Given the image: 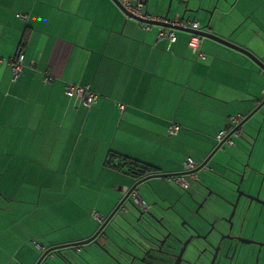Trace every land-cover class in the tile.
Here are the masks:
<instances>
[{"label":"crops","instance_id":"1","mask_svg":"<svg viewBox=\"0 0 264 264\" xmlns=\"http://www.w3.org/2000/svg\"><path fill=\"white\" fill-rule=\"evenodd\" d=\"M207 1V9L202 0L196 6L206 23L174 16L264 63V0ZM244 23L242 31L255 28L248 43L231 36ZM160 27L127 18L114 0H0V264H36L42 246L88 238L138 181L141 171L127 161L153 173H184L189 158L195 171L219 147L209 169L186 176V190L228 203L231 188H222L224 196L211 187L221 175L241 181L235 169L261 192L264 105L255 110L264 101V69L211 38L201 37L194 51L190 32L176 30L169 47L167 37L158 39ZM67 86L90 88L97 101L69 97ZM249 116L247 139L244 129L232 135L230 118ZM223 132L232 140H222ZM176 147L188 150L180 161L171 157ZM150 182L139 190L150 206L159 194L193 197L171 181Z\"/></svg>","mask_w":264,"mask_h":264},{"label":"flooded vegetation","instance_id":"2","mask_svg":"<svg viewBox=\"0 0 264 264\" xmlns=\"http://www.w3.org/2000/svg\"><path fill=\"white\" fill-rule=\"evenodd\" d=\"M144 177L146 176L137 180ZM150 181L144 184H151ZM144 184L138 187L139 198H141L139 190ZM220 185L222 182L218 181L211 187V192L218 190L217 192L223 194L224 191L220 189ZM258 190L259 187L249 186L247 183L244 185L238 179V182L231 186L230 192H233V196L226 195L229 198L228 203L213 195L199 196L190 200L187 196L175 198L159 195L158 200L150 206L148 211L140 210L139 213H136L134 209L129 211L126 218L133 223L134 228L127 227L126 235L133 237L132 243L119 239L115 233L112 236L118 242L116 245L112 241L101 238L99 227L108 221L110 214L107 217L102 216L97 228L86 238L93 236L89 245L84 250H80V255L83 257H75L70 248H64L61 252L52 254L53 257L48 259V262L59 264H264V236L262 235L264 227H261L260 222L264 220V204L262 203L264 202V186L261 192ZM186 199L188 202L185 201ZM211 206L219 209H212ZM120 209L122 210L121 207ZM120 209L118 211L122 213ZM149 211L155 213L169 229L165 231L160 228L162 230L158 239L145 242L136 229L139 233H145L141 226H146L145 219L149 218ZM120 233L125 234L123 231ZM96 240H99L101 244H96ZM137 240L142 243L138 244ZM117 246L122 249L126 247L124 253ZM104 251L107 254L115 253V251L119 253L113 254L114 258H109Z\"/></svg>","mask_w":264,"mask_h":264},{"label":"water","instance_id":"3","mask_svg":"<svg viewBox=\"0 0 264 264\" xmlns=\"http://www.w3.org/2000/svg\"><path fill=\"white\" fill-rule=\"evenodd\" d=\"M117 5L124 11L125 14H127V12L123 9V7L120 5V3L118 2V0H114ZM173 0H171L172 2ZM185 3L187 4L186 5V9L185 11L183 12V15L186 16L188 13H197L199 12V9H190L188 8V1H185ZM144 4L145 5H148V0H144ZM170 9H171V3L169 5V9H168V12L166 15H169L168 13L170 12ZM184 16H181V19L184 20ZM134 20L136 21H139V19H136L133 17ZM154 25L157 24V25H160L162 27H166V28H175V30H180V31H184V32H190L192 35H197L199 37H207V38H211L221 44H224L226 46H229V47H232V48H235V49H238L242 52H244L245 54H247L252 60H254L260 67H262L264 69V63L258 59L257 57H255L252 53L248 52L247 50H244L242 48H238L236 47L235 45L231 44L230 42H228L227 40L223 39V38H220L219 36L215 35V34H212V33H208V32H205V31H197V30H191L189 28H178V27H174V26H171V25H167V24H163L162 22H154L153 23ZM264 105V101L262 102V104L259 106V108H257L255 111L259 110L262 108V106ZM252 117V116H251ZM250 116L243 120V122L240 124V126L238 128H242L244 129L245 128V125L248 123L249 119L251 118ZM244 134L248 135L249 136V133L247 132V129H244ZM252 137V136H250ZM220 148L217 147L215 149V151L212 153L210 159L213 160L214 157L218 154ZM224 151V150H223ZM222 151V152H223ZM209 159V160H210ZM209 160L207 159L203 164H201L195 171L193 172H184V173H170V174H160V175H150V176H147V177H144L143 179L137 181L132 187L131 189L129 190L128 193H126L124 195V198L123 200L119 203V205L117 206V208L113 211V213L109 216L108 218V221L101 225L99 227V234H101V238L102 239H107L109 241H112L114 245L118 244V242L116 241V239L113 238L112 234H116L119 239L125 241V242H130L132 243L134 241L133 237H124L120 231H127V227H131V228H134V225L131 221H129L122 213H120V211H118V209H120V207L123 205V202H131L133 205H135V208H132V207H128L127 204H124V206L122 207V210L123 212H129L131 209H136L137 211H140L141 208L138 207L136 205V203L134 202V198H133V193L138 190V187L142 184H144L145 182H148L154 178H157V177H169V176H177L178 174H182V175H188V174H193L195 173L198 169H203V168H206V169H209L207 168L206 166L208 165L209 163ZM231 171H233V173L236 172L237 174V171L235 169H230ZM217 173V172H216ZM231 184H235L236 181L231 179L230 177H227L225 175H221V180L223 179ZM223 180V181H224ZM244 180V176L242 177L241 181ZM221 181V182H223ZM209 189V188H208ZM227 192V191H225ZM219 195V193H217ZM209 195H211V193H209ZM246 195V194H245ZM192 199H195L194 197H192ZM227 200H229L227 198ZM259 202H262L260 200H258ZM124 202V203H125ZM264 203V202H262ZM148 216L149 218H146L145 219V223H146V226L142 225V227H144L143 229V232L145 231V233H142L140 232L139 233V230H137L138 234L141 235L143 237V241L145 242H152L154 241L155 239H158L159 238V234H161V230L164 229L165 231L168 230L169 228L161 222V220H159L158 216L149 211L148 213ZM162 228V229H160ZM120 230V231H119ZM153 230V231H152ZM93 236H91L89 239H84V240H80V241H76V242H69V243H65V244H58V245H54V246H50V248L44 252V254H42L38 261L36 262V264H59L58 262H48V259H51L53 256L52 254H56L57 252H61L62 249L64 248H70L73 252V254L75 255V257H83L80 255V250H84V248L86 246L89 245V243L91 242V238ZM138 244L142 243L141 241L137 240ZM95 243H99L101 244V242L99 240H96ZM121 246V245H120ZM117 248L124 253V250L126 249L125 248H121V247H118ZM87 251V250H85ZM105 252V251H104ZM89 254V251L87 252ZM106 253V252H105ZM107 254V253H106ZM90 255V254H89ZM92 255L94 257V253L92 252ZM107 256L109 258H114L115 255H113V253L110 252V254H107Z\"/></svg>","mask_w":264,"mask_h":264},{"label":"built area","instance_id":"4","mask_svg":"<svg viewBox=\"0 0 264 264\" xmlns=\"http://www.w3.org/2000/svg\"><path fill=\"white\" fill-rule=\"evenodd\" d=\"M118 2L123 7V9L127 12L126 14L127 18L133 19L134 17L136 19H139V22H141L146 29H151L154 26L153 24L154 22H162L163 24L171 25V26L178 27V28H189L193 31L202 30L199 22H191L185 19L182 20L181 17H179V15H175V16L173 15V17H170L169 15L159 16V15L150 13L149 10L147 9V5L144 4V0H118ZM160 28H161L160 29L161 31L158 34V39L167 37L168 42H169L168 46L170 47L171 43L175 42L177 39L175 28H166L162 26ZM200 38L201 37L197 35H192V42L190 43V46L192 49H194V51L199 49ZM23 58H24V55L21 52H18L13 58V63L14 65H16L15 66L16 70H20V66L22 64ZM0 62H1V58H0ZM65 91L69 97L82 98L90 105L94 104L97 101V94L94 91L90 90V88L88 90L86 88H81V87L67 86ZM238 120H239L238 117H231L230 118L231 126L235 127L236 124L238 123ZM177 130L178 128L176 126H173L170 133L175 134ZM235 133L236 131H234L232 135H235ZM221 139L228 140V141L232 140L230 139L228 133L226 132H223L221 134ZM195 165H196V162L192 158H189L185 162V170L191 171L192 169H194ZM174 179L176 180L178 184L188 187V181L186 177L184 176L179 177L177 175V176H174ZM137 193L138 192L136 191L133 193L134 201L140 200ZM142 204L144 206L147 205L145 202H142ZM95 216L98 218L100 214H95Z\"/></svg>","mask_w":264,"mask_h":264},{"label":"rangeland","instance_id":"5","mask_svg":"<svg viewBox=\"0 0 264 264\" xmlns=\"http://www.w3.org/2000/svg\"><path fill=\"white\" fill-rule=\"evenodd\" d=\"M185 1H188L189 3H188V8H190V9H196L198 6V4H199V2H200V0H173L172 2H171V0H149V2H148V5H147V9L149 10V12L150 13H152V14H162V13H164V14H166L167 13V11H168V8H169V5H170V3H171V12H170V16L172 17L175 13H176V11H179L180 13H182L183 14V12L185 11V9H186V3H185ZM203 1V5H204V7L203 8H205V9H207L206 8V6L205 5H207L208 4V1L207 2H205V0H202ZM236 1L237 0H232V4H235L236 3ZM239 4H241V1H240V3ZM197 6V7H196ZM241 11H239V13H240ZM211 13V12H210ZM191 14H193V16L196 18V17H198L203 23H206V20H204V17H206V15L205 14H198V12L197 13H195V12H193V13H188L187 15L190 17V15ZM198 14V15H197ZM253 15V14H252ZM208 18L210 19V17L208 16ZM209 21V20H208ZM246 21H251V19L250 18H248V19H246ZM253 23V22H252ZM253 24H255V23H253ZM244 25H245V23L235 32V33H233V34H231V36L232 35H235V36H237V37H240L241 36V34H242V37H243V42L244 43H248V35H249V33H251V30H253L254 31V29L255 28H253L252 29V27H250V28H246L245 30H241V29H243V27H244ZM209 28H211L212 29V27L210 26ZM161 28H159V32L161 31L160 30ZM158 32V33H159ZM260 37H261V35H260ZM259 41H260V38L258 39ZM258 134V133H257ZM256 134V135H257ZM247 137H248V135H243V138H245V139H247ZM250 138H252V137H250ZM239 140V139H238ZM240 141V140H239ZM224 150H226L227 152H228V154H229V156H231V157H235V155H234V153L230 150V146L229 145H227V146H225V148H224ZM258 152H260L259 151V149L258 150H256V152L255 153H258ZM262 155H261V158L264 156L263 154H264V149L262 150ZM184 154H188V150H180V147H176L174 150H173V152H172V154H171V157H173V158H175V159H178L179 161L180 160H182L184 157H185V155ZM137 169V168H136ZM240 170H242V169H240ZM210 173H212V174H214L212 171H209ZM260 173H263V172H261L260 171ZM239 174V175H238ZM244 176V180H245V182L247 183V182H249V180L248 179H245V172H244V175H241L239 172H237V174L235 175V177L236 178H242ZM164 182H166L167 183V179H162ZM196 183V182H195ZM202 184L204 185V183H200V184H198V186L199 187H201L202 186ZM143 186H148V187H150L151 188V185H150V183H146V184H144ZM231 186L232 185H228L227 183H225V182H222V185H220V189H222L223 188V190L224 191H228V189H230L231 188ZM124 187H126V186H124ZM173 188H174V190H176V191H178L179 193H185V194H187L188 196H189V194L190 195H192L193 197H194V192H192V190H191V188H193V187H191L190 188V190H188V191H185V190H180L178 187H176L175 185H173L172 186ZM102 188H103V186L101 185L100 186V189L102 190ZM121 188H119V190H120ZM126 190V189H125ZM129 192V190L126 192V193H128ZM143 192H144V197L142 196V199L141 198H139L140 200H135L134 202L136 203V205L138 206V207H140L141 208V210L143 211V212H146V211H148L149 209H150V204H147L146 206H144L143 204H142V202H146V203H148L146 200H145V198L147 199V200H149V201H151V202H153V200H151V197L149 196V194H147L146 192V190H144L143 189ZM123 195H125L124 193H122L121 194V196H123ZM160 195V194H159ZM161 196V195H160ZM169 196L170 197H173V193H170L169 194ZM214 196V195H213ZM139 197V196H138ZM186 198V197H185ZM172 199H175V198H172ZM142 200V201H141ZM127 205H128V207H132V208H135V205H133L131 202H129V203H127ZM212 207V206H211ZM212 209H219V208H215L214 206L212 207ZM134 211H136V213H139L136 209H134ZM128 213L129 212H123L122 211V214L125 216V217H127V215H128ZM196 220L194 221V223L196 224ZM141 228L143 229L144 227H142L141 226ZM145 229V228H144ZM143 229V230H144ZM122 232V231H121ZM123 232H125V234L124 233H121L124 237H126V238H128L127 237V235H126V231L125 230H123ZM41 241V240H40ZM39 241V242H40ZM42 242V241H41ZM40 242V243H41ZM43 243V242H42ZM42 243L41 244H36V246H37V248L38 249H40L41 248V246H42ZM50 247H48V248H46L45 246H42V248H41V250L43 251V253L42 254H44V252H46L48 249H49ZM67 252H69L68 250H67ZM111 253H113V252H111ZM115 253H119L118 251H115ZM115 253H113V254H115Z\"/></svg>","mask_w":264,"mask_h":264},{"label":"bare ground","instance_id":"6","mask_svg":"<svg viewBox=\"0 0 264 264\" xmlns=\"http://www.w3.org/2000/svg\"><path fill=\"white\" fill-rule=\"evenodd\" d=\"M240 120H241V118H239L238 123L236 124V128H235V131H236V132H241V130H242V128H238V127L240 126V124L243 122V120H242V121H240ZM231 127H232V126H231ZM231 127H230V128H231ZM137 167L139 168V170H140L141 172L144 171V173H145L146 176H150V175H160V174H170V173H153L154 170H150V169H148L147 167L142 166L141 164H137ZM127 173H129V172H127ZM130 174H131V173H130ZM178 176H179V177H183V176L180 175V174H178ZM154 179H167V182L171 181V182L174 183L175 186L178 187L180 190H185V191H187V190H186V189H187V186H182V185L178 184V183L175 181V179L173 178V176H169V177H157V178H154ZM168 180H169V181H168ZM123 198H124V196H123ZM123 198L120 200V202L123 200ZM120 202H119V203H120ZM124 202H125V201H124ZM124 202H123V205L128 203V202H125V203H124Z\"/></svg>","mask_w":264,"mask_h":264},{"label":"trees","instance_id":"7","mask_svg":"<svg viewBox=\"0 0 264 264\" xmlns=\"http://www.w3.org/2000/svg\"><path fill=\"white\" fill-rule=\"evenodd\" d=\"M125 161H127V160H125ZM131 164H132V165H133V164H134V165H137L135 162L127 161V162H126V165H127L126 167H128V169H131V168L129 167V165H131ZM128 169H127V171L130 173V170H128ZM136 176H137V177H136L137 179H140L141 177L146 176V175H145V173H144V171H143V172L138 173ZM146 177H147V176H146ZM142 179H143V178H142ZM130 189H131V188H130ZM136 192H138V191L136 190ZM123 206H124V205H122L121 208H122Z\"/></svg>","mask_w":264,"mask_h":264},{"label":"clouds","instance_id":"8","mask_svg":"<svg viewBox=\"0 0 264 264\" xmlns=\"http://www.w3.org/2000/svg\"><path fill=\"white\" fill-rule=\"evenodd\" d=\"M194 170H191V171H185V172H193ZM188 175H193V174H188ZM182 176H184V177H186L187 175H182Z\"/></svg>","mask_w":264,"mask_h":264}]
</instances>
